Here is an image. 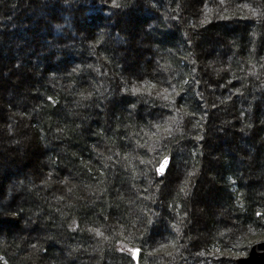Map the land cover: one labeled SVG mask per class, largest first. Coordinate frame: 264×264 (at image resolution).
Segmentation results:
<instances>
[{
  "label": "trees",
  "instance_id": "1",
  "mask_svg": "<svg viewBox=\"0 0 264 264\" xmlns=\"http://www.w3.org/2000/svg\"><path fill=\"white\" fill-rule=\"evenodd\" d=\"M192 1L0 0V264H235L264 239V0Z\"/></svg>",
  "mask_w": 264,
  "mask_h": 264
},
{
  "label": "rangeland",
  "instance_id": "2",
  "mask_svg": "<svg viewBox=\"0 0 264 264\" xmlns=\"http://www.w3.org/2000/svg\"><path fill=\"white\" fill-rule=\"evenodd\" d=\"M200 1H202V0H194V1H192V4H198ZM39 15H41L43 12H42V10L40 9L39 11ZM129 55H131V53L129 52ZM132 56V55H131ZM130 57V56H129ZM207 71H209V70H207ZM211 72V71H210ZM149 166V165H148ZM153 166H155L156 167V169H157V172H158V168L161 166V164H156V162H155V164L153 163ZM153 166H151V167H153ZM172 172V170H171V167L170 168H164V170H163V173L162 174H160V175H163L164 176V179H162V180H156V182H158V183H160V182H164V183H169L171 186H174V187H178V183H179V180L173 175V173H171ZM178 178H180V177H178ZM167 181H166V180ZM165 185H167V184H165ZM128 192V191H127ZM198 192V194L200 193V190L198 189V188H196V191H195V194ZM127 194H129V193H127ZM199 197V196H198ZM208 197V195H202V199H206ZM197 199L198 198H196V201L194 202V216L196 217V220H195V224L196 225H200V220H199V218H200V213L198 212V210H196V207L198 206V201H197ZM101 232H99V233H96V235H98L99 237H100V234ZM153 236H156V237H159L160 235H161V231H160V229H158L157 227L155 228V231L153 232V234H152ZM182 236V235H181ZM181 236L179 237V242L182 244V238H181ZM181 238V239H180ZM181 244H179V247H182V245ZM196 248V247H195ZM197 248H199V246L197 247ZM132 249V248H131ZM94 257V256H93ZM98 263V262H97ZM101 264V263H100ZM104 264V263H103ZM185 264H200V262L199 261H197V260H193V259H191V260H188V263H185Z\"/></svg>",
  "mask_w": 264,
  "mask_h": 264
},
{
  "label": "water",
  "instance_id": "3",
  "mask_svg": "<svg viewBox=\"0 0 264 264\" xmlns=\"http://www.w3.org/2000/svg\"><path fill=\"white\" fill-rule=\"evenodd\" d=\"M167 165V162L161 166L163 169ZM160 168V169H161ZM161 172V171H160ZM138 251H132L134 255L135 264H139V249ZM235 264H264V239L255 242L249 249L246 256L240 257L235 260Z\"/></svg>",
  "mask_w": 264,
  "mask_h": 264
},
{
  "label": "snow or ice",
  "instance_id": "4",
  "mask_svg": "<svg viewBox=\"0 0 264 264\" xmlns=\"http://www.w3.org/2000/svg\"><path fill=\"white\" fill-rule=\"evenodd\" d=\"M165 164H166V161H165ZM159 171L163 172V167ZM130 251H138V250H130Z\"/></svg>",
  "mask_w": 264,
  "mask_h": 264
}]
</instances>
